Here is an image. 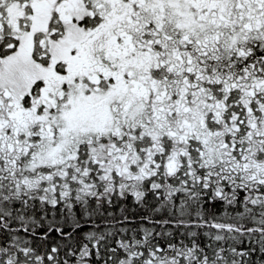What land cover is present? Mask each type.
<instances>
[{
  "label": "snow or ice",
  "instance_id": "obj_1",
  "mask_svg": "<svg viewBox=\"0 0 264 264\" xmlns=\"http://www.w3.org/2000/svg\"><path fill=\"white\" fill-rule=\"evenodd\" d=\"M0 264H264V0H0Z\"/></svg>",
  "mask_w": 264,
  "mask_h": 264
}]
</instances>
